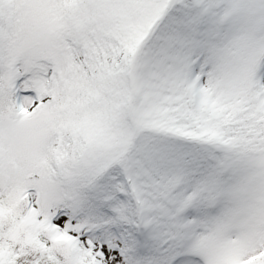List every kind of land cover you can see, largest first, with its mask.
Instances as JSON below:
<instances>
[{
  "label": "snow or ice",
  "instance_id": "1",
  "mask_svg": "<svg viewBox=\"0 0 264 264\" xmlns=\"http://www.w3.org/2000/svg\"><path fill=\"white\" fill-rule=\"evenodd\" d=\"M0 264H264V0H0Z\"/></svg>",
  "mask_w": 264,
  "mask_h": 264
}]
</instances>
